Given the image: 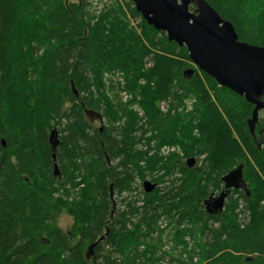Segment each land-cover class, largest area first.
Instances as JSON below:
<instances>
[{"label": "trees", "instance_id": "1", "mask_svg": "<svg viewBox=\"0 0 264 264\" xmlns=\"http://www.w3.org/2000/svg\"><path fill=\"white\" fill-rule=\"evenodd\" d=\"M205 1L264 47V0ZM115 2L97 14L91 0H0V264H264V115L253 135L252 104L185 77L187 49ZM112 72L133 99L114 102ZM240 165L250 196L232 190L208 214Z\"/></svg>", "mask_w": 264, "mask_h": 264}, {"label": "water", "instance_id": "2", "mask_svg": "<svg viewBox=\"0 0 264 264\" xmlns=\"http://www.w3.org/2000/svg\"><path fill=\"white\" fill-rule=\"evenodd\" d=\"M146 23L160 32H165L168 40L180 47H185L195 69L189 68L184 76L190 78L195 70L212 77L219 86L245 98L254 106L252 118L248 126L253 135L260 114H264V47L240 41L233 24L224 20L205 0H130ZM191 6L195 7L191 11ZM73 92L78 91L72 86ZM87 118L94 123H101L103 116L95 111L85 110ZM52 149L58 145L57 131L51 134ZM5 147V142L2 140ZM55 160V154H53ZM195 158H191L187 166L194 167ZM243 165L228 172L222 182L224 189L212 194L204 205L208 214L215 215L224 210L225 203L232 190L244 191L250 196V190L244 180ZM54 174L59 175L58 164H54ZM150 180L143 183L146 193L155 189ZM112 192V187H111ZM113 213V212H112ZM102 237L100 241H103ZM96 243L90 245L87 259L93 255ZM251 260V258H247Z\"/></svg>", "mask_w": 264, "mask_h": 264}, {"label": "rangeland", "instance_id": "3", "mask_svg": "<svg viewBox=\"0 0 264 264\" xmlns=\"http://www.w3.org/2000/svg\"><path fill=\"white\" fill-rule=\"evenodd\" d=\"M68 1L76 2V0H68ZM91 4H92V10L97 11V14H99L104 8H110L112 6H115V7L118 6L117 3L115 2V0H91ZM127 19L129 21L130 26H133V27L137 26V22L132 20V19L129 20V16ZM193 68L195 69L196 67L193 65ZM106 86H107V89L109 90V92L111 94L110 96L115 100L114 102H116V104L118 102H123V103L128 102L129 99H131V98L133 99L135 97V96L129 94L130 92L126 89L127 84L125 83L124 79H122V75L119 72H112V73L106 74ZM190 106L191 105H189V107ZM159 108L161 110H165L167 107H166V104L162 102L159 105ZM134 109L139 111L140 115L143 114L142 109L138 105H136L134 107ZM261 115L263 116L264 114H261ZM105 122H106V120L104 121V124H105ZM93 124L96 128L101 127V123L99 121H95ZM257 139L260 140L259 134L257 135ZM175 148H173V149H175ZM186 164H187V162H186ZM72 224H73L72 218L68 215V213L66 211H63L61 216L59 217L58 226L61 229L67 231L70 229Z\"/></svg>", "mask_w": 264, "mask_h": 264}, {"label": "flooded vegetation", "instance_id": "4", "mask_svg": "<svg viewBox=\"0 0 264 264\" xmlns=\"http://www.w3.org/2000/svg\"><path fill=\"white\" fill-rule=\"evenodd\" d=\"M214 195H218V194H214Z\"/></svg>", "mask_w": 264, "mask_h": 264}, {"label": "bare ground", "instance_id": "5", "mask_svg": "<svg viewBox=\"0 0 264 264\" xmlns=\"http://www.w3.org/2000/svg\"><path fill=\"white\" fill-rule=\"evenodd\" d=\"M189 229V228H188Z\"/></svg>", "mask_w": 264, "mask_h": 264}]
</instances>
